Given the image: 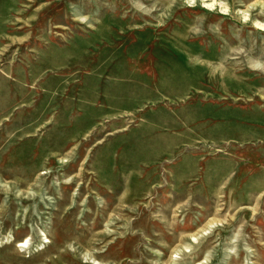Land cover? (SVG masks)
I'll return each mask as SVG.
<instances>
[{"label":"rangeland","instance_id":"obj_1","mask_svg":"<svg viewBox=\"0 0 264 264\" xmlns=\"http://www.w3.org/2000/svg\"><path fill=\"white\" fill-rule=\"evenodd\" d=\"M0 264H264V0H0Z\"/></svg>","mask_w":264,"mask_h":264},{"label":"bare ground","instance_id":"obj_2","mask_svg":"<svg viewBox=\"0 0 264 264\" xmlns=\"http://www.w3.org/2000/svg\"><path fill=\"white\" fill-rule=\"evenodd\" d=\"M27 243L28 242H26V243L22 242L19 246H26Z\"/></svg>","mask_w":264,"mask_h":264}]
</instances>
